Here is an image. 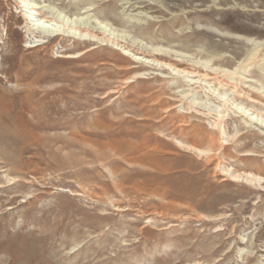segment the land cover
Returning a JSON list of instances; mask_svg holds the SVG:
<instances>
[{
  "label": "rangeland",
  "instance_id": "rangeland-1",
  "mask_svg": "<svg viewBox=\"0 0 264 264\" xmlns=\"http://www.w3.org/2000/svg\"><path fill=\"white\" fill-rule=\"evenodd\" d=\"M43 1L60 23L234 72L239 88L188 85L109 41L30 48L0 0V264H264V180L224 174L264 177L249 100L264 97V0Z\"/></svg>",
  "mask_w": 264,
  "mask_h": 264
},
{
  "label": "bare ground",
  "instance_id": "bare-ground-1",
  "mask_svg": "<svg viewBox=\"0 0 264 264\" xmlns=\"http://www.w3.org/2000/svg\"><path fill=\"white\" fill-rule=\"evenodd\" d=\"M15 3H17V8L19 10V13L21 16L25 19V27H26V32L31 35L33 41L27 40V44L29 43L28 47H36L39 45L45 44L46 38H50L49 41L58 39L60 42L67 38H79L82 42V44H90V46L80 52H75L76 53H81V56L88 53L89 51H92L95 49L96 43H99L100 41H109L112 42L116 45H120L121 47H126V44L122 43L121 40L114 38L107 34L105 31H100L97 29H94L90 26L87 25H68L67 23L59 22V19L55 17L53 9L48 6L46 8L45 1L43 0H13ZM173 1V0H172ZM207 1V0H205ZM31 40V39H30ZM48 41V42H49ZM111 43V44H112ZM143 49V48H142ZM134 51L135 53H126L128 57L133 59V61H140L147 63L148 66L151 65H162L164 66V69H173L177 71L180 74H183L184 77H186L188 85L191 86H197V84H202L207 83V84H213L215 82V91L216 90H222L227 88V85H231L229 81H225L223 78L225 76H230L229 74H232L233 78L237 77L235 76L234 72H224L223 74H220V71L217 70L216 68L210 67L208 65L200 63V61H196L192 59V57H189L187 55H180L171 52L170 50H164L160 48H153L151 51V54L145 53L143 51H140L139 49H133L132 47L128 48V51ZM139 55V56H138ZM140 55H143V58L146 57L145 60L140 57ZM157 56L165 57L166 61L158 59ZM60 57H65L64 55H60ZM67 57H71L70 55ZM181 57V58H180ZM180 58V59H179ZM187 60H185V59ZM146 64V65H147ZM145 66V64L143 65ZM203 70V71H202ZM237 73V72H236ZM147 74L146 71H140L137 72L133 78H142L146 77L144 76ZM128 82L133 81L132 78H128ZM234 89H232L234 92H238L235 88L238 87L237 81L234 82L233 85H231ZM115 91V90H112ZM110 91V92H112ZM221 93V92H220ZM183 98H186L189 96L188 93H184ZM193 100V99H192ZM249 100L253 103H257L261 105V110L264 112V97L259 96V95H254V96H249ZM191 102V101H190ZM193 102V101H192ZM191 102V103H192ZM195 103L192 104V107L194 106ZM195 107V106H194ZM251 110V109H250ZM261 112V113H262ZM260 112L253 111L251 114H256L260 115ZM246 155H251L250 153ZM227 171L224 174H229L230 178H244L247 181H258L261 182L264 180V177H261L259 175H255L252 173H239V174H234L233 172L230 174L229 169L225 170ZM244 181V180H243ZM246 182V181H245Z\"/></svg>",
  "mask_w": 264,
  "mask_h": 264
}]
</instances>
